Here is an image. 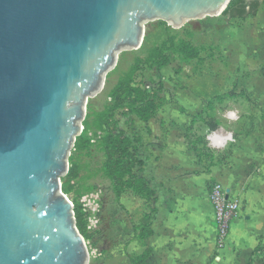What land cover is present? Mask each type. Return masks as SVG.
<instances>
[{"label":"water","instance_id":"95a60500","mask_svg":"<svg viewBox=\"0 0 264 264\" xmlns=\"http://www.w3.org/2000/svg\"><path fill=\"white\" fill-rule=\"evenodd\" d=\"M229 2L0 0V264H87L60 179L88 99L145 25L176 29Z\"/></svg>","mask_w":264,"mask_h":264},{"label":"rangeland","instance_id":"374dc122","mask_svg":"<svg viewBox=\"0 0 264 264\" xmlns=\"http://www.w3.org/2000/svg\"><path fill=\"white\" fill-rule=\"evenodd\" d=\"M257 1L258 8L264 0ZM228 14L205 16L176 29L164 23L145 25L140 46L119 53L101 90L88 99L67 172L60 179L62 192L83 216L87 264H136V256L148 247L141 238L157 213L160 189L151 167L168 136L186 143L205 169L225 163L236 143L254 158L252 172L264 166V90H237L234 69L228 76L222 35L236 25L230 18L238 17ZM164 57L170 62L158 69ZM135 88L150 90L153 113L147 120L131 111ZM212 124L231 133L223 147L208 144L207 135L215 131ZM108 133L126 134L138 145L143 175L155 196L142 198L131 190L116 193L105 172ZM251 261L264 264V243H258Z\"/></svg>","mask_w":264,"mask_h":264},{"label":"crops","instance_id":"0c3cea01","mask_svg":"<svg viewBox=\"0 0 264 264\" xmlns=\"http://www.w3.org/2000/svg\"><path fill=\"white\" fill-rule=\"evenodd\" d=\"M236 18V19H235ZM222 35V54L237 75V90H264V2L255 14L232 17ZM180 141V140H178ZM254 158L242 143L231 148L225 163L205 169L193 150L168 136L151 174L159 184L157 213L146 244L149 264H257L251 257L264 243V166L252 172ZM217 182L240 202L222 247L208 199Z\"/></svg>","mask_w":264,"mask_h":264},{"label":"trees","instance_id":"16d2710c","mask_svg":"<svg viewBox=\"0 0 264 264\" xmlns=\"http://www.w3.org/2000/svg\"><path fill=\"white\" fill-rule=\"evenodd\" d=\"M257 0H230L222 12V15L228 14L233 16V13L238 17L255 14L257 10ZM251 11H247V10ZM170 62L168 57H164L157 62V68L161 69L167 66ZM136 98L133 99L134 108L132 113L140 120H147L153 113V103L150 100V90H139L135 88ZM152 91V90H151ZM120 94L122 92H119ZM217 124H212L211 130H216ZM78 139V137H76ZM106 141L109 143L106 146V161L105 172L112 180L117 194L121 195L126 190H131L139 194L142 198H151L155 196L154 189L150 186L149 180L143 175L144 159L141 157L139 147L133 142V139L126 134H111L108 133ZM75 144V143H74ZM76 176V174H72ZM73 212L75 217V225L84 240L88 238L85 223L79 206L73 204ZM157 212V211H156ZM149 219L148 214L145 216ZM152 217V216H151ZM150 217L149 223L143 230L141 244L146 245L147 239L152 235V220ZM151 248L147 247L140 255L136 256V264H149L147 260L151 256Z\"/></svg>","mask_w":264,"mask_h":264},{"label":"built area","instance_id":"2783aa9c","mask_svg":"<svg viewBox=\"0 0 264 264\" xmlns=\"http://www.w3.org/2000/svg\"><path fill=\"white\" fill-rule=\"evenodd\" d=\"M231 133L222 131H212L207 135V141L210 147H223L231 140ZM209 200L213 209V217L216 224V243L222 247L228 234L231 221L238 215L240 202L235 197H231L226 189L219 183L214 182L210 186Z\"/></svg>","mask_w":264,"mask_h":264}]
</instances>
